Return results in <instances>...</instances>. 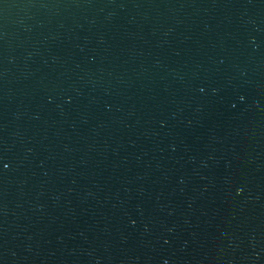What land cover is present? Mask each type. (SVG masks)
<instances>
[{"label":"water","instance_id":"1","mask_svg":"<svg viewBox=\"0 0 264 264\" xmlns=\"http://www.w3.org/2000/svg\"><path fill=\"white\" fill-rule=\"evenodd\" d=\"M0 264H264V0H0Z\"/></svg>","mask_w":264,"mask_h":264}]
</instances>
